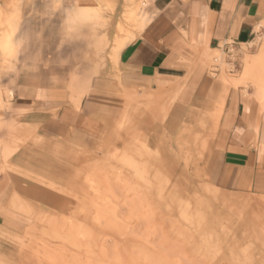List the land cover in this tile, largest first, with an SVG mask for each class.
Returning <instances> with one entry per match:
<instances>
[{
	"label": "rangeland",
	"instance_id": "374dc122",
	"mask_svg": "<svg viewBox=\"0 0 264 264\" xmlns=\"http://www.w3.org/2000/svg\"><path fill=\"white\" fill-rule=\"evenodd\" d=\"M7 1L0 7L16 10L17 18L8 47L0 45V175L8 213L0 217V264H264V195L214 183L218 122L207 104L165 99L166 91L133 92L121 120L111 130L117 118L108 121L91 150L65 145L41 114L12 108L21 84L28 95L40 86L59 88L76 107L92 79L117 70L119 0L95 21L76 20L82 10L64 0ZM140 16L144 23V5ZM263 46L258 34L230 53L208 55L222 94ZM246 81L239 86L264 113Z\"/></svg>",
	"mask_w": 264,
	"mask_h": 264
},
{
	"label": "crops",
	"instance_id": "0c3cea01",
	"mask_svg": "<svg viewBox=\"0 0 264 264\" xmlns=\"http://www.w3.org/2000/svg\"><path fill=\"white\" fill-rule=\"evenodd\" d=\"M64 1L82 11L97 8L98 20L104 7L111 8L115 2L98 0L97 6L90 7L96 0ZM118 3L123 10L116 28L118 44L112 51L118 58L116 71L92 79L82 97H77L76 107L67 103L59 88L40 86L28 95L24 85L16 83L12 108L41 114H36L41 124L52 126L65 145L91 150L107 122L117 118L110 121L111 130L121 120L125 97L133 92L166 91L165 99L178 95L180 103L207 104L210 111L215 110L218 122L212 141L214 183L228 191L264 195V113L239 85L222 94L207 65L213 50L247 44L258 34L264 35V0H138L139 7L131 16L126 12L130 3ZM82 11L76 20L85 21ZM24 92L25 96L20 95ZM52 111L57 112L55 117L50 116ZM26 123L34 124L33 118ZM5 180L1 174V218L8 214Z\"/></svg>",
	"mask_w": 264,
	"mask_h": 264
},
{
	"label": "bare ground",
	"instance_id": "6f19581e",
	"mask_svg": "<svg viewBox=\"0 0 264 264\" xmlns=\"http://www.w3.org/2000/svg\"><path fill=\"white\" fill-rule=\"evenodd\" d=\"M126 1L130 3L129 7L128 8L126 7L127 8L126 12H127V14H129L131 16L135 12V10L137 9L138 0H126ZM101 9H102V6H101ZM80 15L83 17V19H85V21H89V20H93V19L98 18L100 14H99V11L97 10V8L96 9L84 8ZM123 15H124V13H123ZM16 18H17L16 10L7 13L2 7H0V26L3 28V31H4V38L0 41V45L3 47H6V48L8 47L10 34L12 31L14 32V30H12V29L14 28V23L16 21ZM126 19H128V18H126ZM120 41H121V39L119 40V42ZM116 43L118 44V42H116ZM246 80H250L251 83L254 85V87L256 89V95H257L258 99L264 105V46L262 47L258 56L254 57L250 62L249 61L245 62L243 70H242L241 75H240V78L237 80L236 79H234V80L228 79V82L232 86H238V85L245 83Z\"/></svg>",
	"mask_w": 264,
	"mask_h": 264
},
{
	"label": "built area",
	"instance_id": "2783aa9c",
	"mask_svg": "<svg viewBox=\"0 0 264 264\" xmlns=\"http://www.w3.org/2000/svg\"><path fill=\"white\" fill-rule=\"evenodd\" d=\"M225 50L230 53L233 50V46H228Z\"/></svg>",
	"mask_w": 264,
	"mask_h": 264
}]
</instances>
